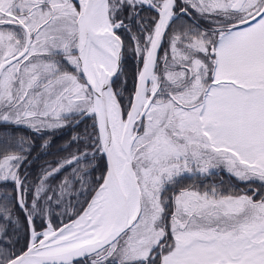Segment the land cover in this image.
I'll use <instances>...</instances> for the list:
<instances>
[{"label":"snow or ice","instance_id":"6c2138e0","mask_svg":"<svg viewBox=\"0 0 264 264\" xmlns=\"http://www.w3.org/2000/svg\"><path fill=\"white\" fill-rule=\"evenodd\" d=\"M0 128V264H264V0H0Z\"/></svg>","mask_w":264,"mask_h":264},{"label":"trees","instance_id":"16d2710c","mask_svg":"<svg viewBox=\"0 0 264 264\" xmlns=\"http://www.w3.org/2000/svg\"><path fill=\"white\" fill-rule=\"evenodd\" d=\"M134 71H135L134 62H129V64L126 67V72L129 76V81H128L129 86H131L132 84L131 76L134 73ZM121 79H123V77ZM87 123L90 124L91 121H87ZM84 127H85V124L82 123L80 124L78 129L69 127L61 131H56L54 135H47L43 139H39L38 137L34 138L36 147H35V150L32 152V157L39 156V159L33 160L32 167L30 169L32 175L35 176L36 174H38L41 170V165H46V162L52 161L54 159H58L59 156L67 155L66 152H59L58 150L66 147L71 137L75 135L77 132L82 133ZM2 131L3 129L0 128V132ZM16 135L18 136L28 135V133L17 132ZM49 139L52 141L51 147L48 149H42L40 145L44 144L45 140H49ZM74 150H75V146L73 145V147L70 148L69 151H74ZM46 152L50 154H45ZM221 181H223V186L225 188H228L229 185L232 184L234 187L231 190H243V188L245 187L244 185H239L238 187H236L237 182H235L234 180H230L226 171L224 172L218 171L216 176L210 178V182L215 183L217 185H219ZM84 198L85 197L83 196L79 197L81 201ZM72 203L73 204L76 203L75 194H73ZM78 207L79 206L77 205V208ZM59 221H60V217L58 216L56 222L59 223ZM21 235H23V230H21ZM21 243H23V240H21Z\"/></svg>","mask_w":264,"mask_h":264},{"label":"water","instance_id":"95a60500","mask_svg":"<svg viewBox=\"0 0 264 264\" xmlns=\"http://www.w3.org/2000/svg\"><path fill=\"white\" fill-rule=\"evenodd\" d=\"M65 222H67V221H65Z\"/></svg>","mask_w":264,"mask_h":264}]
</instances>
